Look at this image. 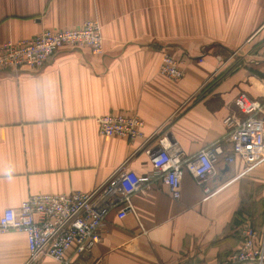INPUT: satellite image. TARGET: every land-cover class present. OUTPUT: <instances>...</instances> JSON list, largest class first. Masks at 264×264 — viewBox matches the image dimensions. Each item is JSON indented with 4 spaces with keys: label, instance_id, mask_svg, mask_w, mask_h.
Listing matches in <instances>:
<instances>
[{
    "label": "crops",
    "instance_id": "1",
    "mask_svg": "<svg viewBox=\"0 0 264 264\" xmlns=\"http://www.w3.org/2000/svg\"><path fill=\"white\" fill-rule=\"evenodd\" d=\"M88 20L102 27L101 56L64 47L40 70L0 69V218L33 195L91 192L124 164L152 175L142 141L99 134L97 118L137 115L146 138L159 132L148 147L170 135L183 160L221 144L211 193L187 171L178 201L155 180L124 219L110 211L101 242L68 253L70 264H219L248 227L263 247L264 161L226 163L224 120L241 116V94L264 105V0H0V45ZM165 54L181 62V81L159 74ZM28 255L23 232L0 235V264Z\"/></svg>",
    "mask_w": 264,
    "mask_h": 264
},
{
    "label": "built area",
    "instance_id": "2",
    "mask_svg": "<svg viewBox=\"0 0 264 264\" xmlns=\"http://www.w3.org/2000/svg\"><path fill=\"white\" fill-rule=\"evenodd\" d=\"M64 47H88L94 55L101 56L104 40L100 23L88 20L78 28L44 30L30 39L6 42L0 45V69L14 73L40 70ZM159 74L175 82L185 77L181 62L170 54L163 56ZM235 106L241 116L230 115L224 120L232 144L225 161L231 164L240 157L246 165L262 163L264 105L241 94ZM97 124L102 137L122 138L131 143L142 141L139 149L150 156L153 174L140 177L125 170L124 164L91 192L33 195L19 209L6 210L0 218V235L13 230L26 235L29 255L25 264H37L42 255L60 264H70L71 251L80 256L89 253L101 242L110 211L119 208L118 217L124 219L131 210V195L147 191L155 180H160L172 199L178 201L182 196L183 173L187 171L206 195L211 193L205 183L216 174L224 154L220 143L183 160L174 152L175 144L169 143L170 135L158 139V147H148L159 132L146 138L144 122L137 115L109 114L97 118ZM246 263L264 264V245L257 246V234L250 227L243 231L240 248L219 264Z\"/></svg>",
    "mask_w": 264,
    "mask_h": 264
},
{
    "label": "trees",
    "instance_id": "3",
    "mask_svg": "<svg viewBox=\"0 0 264 264\" xmlns=\"http://www.w3.org/2000/svg\"><path fill=\"white\" fill-rule=\"evenodd\" d=\"M235 224H237V222Z\"/></svg>",
    "mask_w": 264,
    "mask_h": 264
}]
</instances>
